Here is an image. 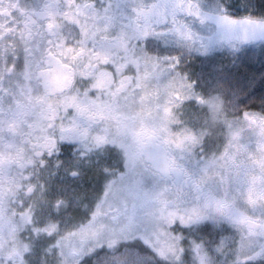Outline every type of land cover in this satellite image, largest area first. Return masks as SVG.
Returning <instances> with one entry per match:
<instances>
[{
	"label": "flooded vegetation",
	"instance_id": "obj_1",
	"mask_svg": "<svg viewBox=\"0 0 264 264\" xmlns=\"http://www.w3.org/2000/svg\"><path fill=\"white\" fill-rule=\"evenodd\" d=\"M222 10L217 0H0V264H89L104 239H163L160 213L173 208L264 239L261 82L218 101L212 60L248 49L241 37L264 42V20ZM145 29L161 34L141 39ZM238 64L241 78L250 67ZM219 127L233 135L218 168L198 130ZM224 176L249 183L246 213L218 195Z\"/></svg>",
	"mask_w": 264,
	"mask_h": 264
},
{
	"label": "rangeland",
	"instance_id": "obj_2",
	"mask_svg": "<svg viewBox=\"0 0 264 264\" xmlns=\"http://www.w3.org/2000/svg\"><path fill=\"white\" fill-rule=\"evenodd\" d=\"M217 5L223 9L222 12H227L230 15L240 14L246 15L250 19L264 20V8H261L260 0H217ZM248 18L245 21H248ZM229 33L231 32L229 31L223 36H227ZM225 40L226 43H231L228 38ZM242 40L249 42L250 47L245 51L244 49L233 50V54L218 51V56L212 59L217 61L218 101H222L226 91H229L232 96L239 92L253 93L261 82L260 90H262L261 99L264 110V42H258L255 38H239V41ZM244 61L247 66L249 65L250 71L245 73L244 77L237 78L236 71L241 70L238 62L241 64ZM259 65L262 67L259 68ZM259 70L262 71L261 74L258 73ZM230 101L236 106L238 97H234ZM237 108H239L238 105ZM198 133L200 140L204 143V149L213 155L216 150L218 151V168L221 167L223 152L231 145L230 135L232 132L229 135L228 130L225 131L219 127L216 132L198 130ZM251 134H248V139L243 138L245 143L251 139ZM185 135L186 140L192 139L189 132H184L183 136ZM234 136L236 138L235 132ZM181 139L185 140L182 136ZM250 161L255 165L254 160ZM263 166L264 163H258L256 166L262 173V175L260 172L258 173L259 180L263 176ZM250 169L252 166H249L248 173ZM220 176L221 171L219 170L218 177ZM236 176L239 174L236 173ZM224 177V179L221 177V182H216V188H219L218 195L224 194L225 197L222 196V199H227L226 203L234 205L235 209L243 208L242 210L246 213L247 205L250 203V198L247 196L250 189L249 183L241 187L238 185V180ZM252 201V205L257 206L258 201L254 199ZM257 208L264 210L261 207ZM187 212L189 213H183L181 210L173 208L160 213V220H163L164 226L161 223L160 225L166 232L163 239L157 233H153L152 241L147 240L144 236L146 232L144 234L131 233L127 236L125 234L126 238L122 237L119 239L120 241L104 239V241L92 245L89 247V264H264V239H260L255 231L248 230L247 233H243L244 231L227 224L221 218L216 220L203 211L199 213L188 210ZM154 220L159 221V219ZM152 225L157 226L158 223L154 222ZM112 234L113 232H107L105 238H109ZM66 262L68 263L70 260H66ZM85 262H87L86 256L83 259L73 260V264H85ZM54 263L65 264L60 255L58 258L55 257Z\"/></svg>",
	"mask_w": 264,
	"mask_h": 264
},
{
	"label": "snow or ice",
	"instance_id": "obj_3",
	"mask_svg": "<svg viewBox=\"0 0 264 264\" xmlns=\"http://www.w3.org/2000/svg\"><path fill=\"white\" fill-rule=\"evenodd\" d=\"M71 2V0H70ZM183 2V0H181V3ZM260 6L261 8H264V0H260ZM198 7V6H197ZM187 11H192V4L191 2H189V4L187 5V8H186ZM226 11V9H225ZM196 15H199V11L197 10ZM201 19H204L203 17ZM219 20L222 21V22H225V21H231V18L227 15H223L221 17H219ZM172 29H169V31H171ZM178 35L180 36H184V37H187L189 35V33H186V32H180L179 29H176ZM161 33H158L156 32L154 29H145L141 34H140V38L141 39H147L149 36H154V35H160ZM71 47V46H69ZM141 54L145 57H149L151 58L150 54L146 51V49L144 48H141ZM160 58H155L156 61H158ZM164 59L166 60H172L174 61V63L168 65V67H171L172 69H176L177 68V65L180 63V59H179V56H173V57H165ZM185 78H186V74H185ZM195 82L192 81V82H189V87H192V85L194 84ZM199 99V98H198Z\"/></svg>",
	"mask_w": 264,
	"mask_h": 264
},
{
	"label": "trees",
	"instance_id": "obj_4",
	"mask_svg": "<svg viewBox=\"0 0 264 264\" xmlns=\"http://www.w3.org/2000/svg\"><path fill=\"white\" fill-rule=\"evenodd\" d=\"M231 17H233V18H231V21H226L227 24H225V25H228V27L229 26L234 27L235 24L238 25V26L239 25L242 26V23L244 21V17L243 16H238V17L231 16ZM241 17H243V18H241ZM245 23H246V21H245Z\"/></svg>",
	"mask_w": 264,
	"mask_h": 264
}]
</instances>
